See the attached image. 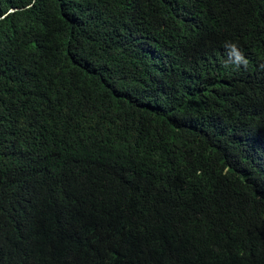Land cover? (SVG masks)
Returning a JSON list of instances; mask_svg holds the SVG:
<instances>
[{"label":"trees","instance_id":"obj_1","mask_svg":"<svg viewBox=\"0 0 264 264\" xmlns=\"http://www.w3.org/2000/svg\"><path fill=\"white\" fill-rule=\"evenodd\" d=\"M0 264H264V0H0Z\"/></svg>","mask_w":264,"mask_h":264},{"label":"clouds","instance_id":"obj_2","mask_svg":"<svg viewBox=\"0 0 264 264\" xmlns=\"http://www.w3.org/2000/svg\"><path fill=\"white\" fill-rule=\"evenodd\" d=\"M226 47L229 49V59L231 62L239 68L243 65L245 68L248 66V61L245 59L243 54L238 50L237 46L232 43L226 44Z\"/></svg>","mask_w":264,"mask_h":264},{"label":"water","instance_id":"obj_3","mask_svg":"<svg viewBox=\"0 0 264 264\" xmlns=\"http://www.w3.org/2000/svg\"><path fill=\"white\" fill-rule=\"evenodd\" d=\"M14 10H12L11 12H13Z\"/></svg>","mask_w":264,"mask_h":264}]
</instances>
